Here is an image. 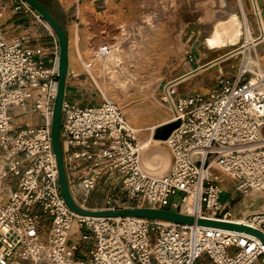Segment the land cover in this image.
Segmentation results:
<instances>
[{
    "label": "built area",
    "instance_id": "2783aa9c",
    "mask_svg": "<svg viewBox=\"0 0 264 264\" xmlns=\"http://www.w3.org/2000/svg\"><path fill=\"white\" fill-rule=\"evenodd\" d=\"M251 2L257 15V1ZM2 12L0 7V264H196L203 256L215 264H264L263 242L244 232L73 212L61 191L52 138L58 39L51 32L49 52L30 44L29 34L7 40ZM109 53L104 45L97 56ZM248 64L243 59L236 79L221 77L210 97L174 96L176 86H165L163 99L172 112L167 123L180 125L169 136L172 164L161 176L141 166L137 130L118 103L105 99L82 107L64 99L61 139L76 203L82 206L78 199L85 202L103 176L117 175L119 191L129 201L110 194L106 209L147 206L184 213L183 205L193 195L197 215L192 216L235 222L221 200L224 179L216 170L235 178L234 191L243 196L264 192V68L259 62L253 69ZM28 103L39 121L15 130L12 110ZM70 174L79 178L75 192ZM179 192L180 204L171 203ZM251 215L239 223L264 232V209ZM43 216L51 224L46 240L40 236ZM75 222L86 230L83 239L91 245L85 261L78 258L80 244L70 240Z\"/></svg>",
    "mask_w": 264,
    "mask_h": 264
},
{
    "label": "rangeland",
    "instance_id": "374dc122",
    "mask_svg": "<svg viewBox=\"0 0 264 264\" xmlns=\"http://www.w3.org/2000/svg\"><path fill=\"white\" fill-rule=\"evenodd\" d=\"M16 1L17 4L22 6L19 11L27 12L25 17H30L25 19V27L26 29L31 28V40L36 44L38 42L41 46L50 47V42L53 40L51 32L58 39L56 32L34 7L28 4L33 11L32 13L22 3V1L25 2L24 0ZM137 1L140 4L141 14L134 25L123 27L113 23L102 24L100 33L97 34L91 46L92 58L95 63L92 65L93 73L90 68L87 71L96 76V78L93 76L92 83L95 88L94 92H96L97 105L105 99L118 103L130 124L136 130L143 129L141 132L137 130L139 147L147 143H149V147H152L154 138L151 135L152 131L148 128L157 123L159 116L165 113L170 117L172 115L169 105L163 99L167 82L178 75H180V78L188 75L180 80V85L176 87L177 90L174 96L180 94L181 97L199 93L204 97H210L213 90L219 89L221 77L227 76L236 79L243 59L251 60L249 56H252L254 60L249 62L248 67L253 69L254 64L260 61L259 63L264 68V1L257 0L262 10V13L259 11L257 15L254 13L251 0H241V2L240 0H217V5L214 4L216 6L209 4L208 8L202 6L201 2L210 0ZM228 3L234 6V14L242 23L245 24V21H248L251 41L246 45L249 39L246 31H244L236 45L212 47L208 43V39L216 26V21L214 20L208 24L204 23L206 12L211 9L214 12V17L218 19L225 12V6ZM241 5L244 6V10ZM16 13V15L19 14L18 10ZM10 15L11 18L14 17V13ZM36 15H39L42 21H39ZM1 21H4L3 27H6L13 20L4 17V20L1 19ZM177 26H180V29L178 34L174 35L176 30L174 28ZM14 29L15 27L10 30L13 31ZM261 31L262 37H260ZM32 43L31 41L30 44ZM242 44H244V47L233 55L218 59ZM104 45L109 46V55L97 56L98 49ZM249 46L254 48L253 55H249L248 50L243 52ZM45 66L49 67L51 64L47 63ZM247 78H249V75L242 81ZM15 112L17 114L14 115ZM11 116L12 126L15 130L19 126L34 125L39 121L31 103L16 106L13 108ZM157 128L154 130V136L164 139L166 132L158 131ZM160 142L161 149H164L163 151L168 156L166 165L159 166L158 164L147 163L142 159L143 149L140 150L142 165L150 174L155 176L165 174L171 164L169 144L164 143V141ZM1 156L2 152H0ZM216 172L224 178L223 182H220L222 188L231 189L236 179L226 178L228 174L219 169ZM78 179L76 175L70 174L71 186L74 192L77 190ZM99 182L98 187L89 198L85 202L78 199L79 203L90 210L100 211L111 210L106 209L109 205L105 201L110 194L120 196L122 202L129 201L128 197L122 195L119 191L121 179L117 175L113 177L103 176ZM239 195L241 196V194ZM181 197L182 194L179 192L171 197L170 202L180 204ZM246 197L248 198L244 200L243 198ZM239 198L243 199L242 204H239L237 208H234V206L228 208L233 219H244L248 215L253 217V215L247 214V208L244 207L246 203L251 207V211H261L264 208L263 196L242 195ZM224 199L225 197L222 194V202ZM133 205L136 207L138 204L134 202ZM171 210L176 211L177 208H171ZM47 219L43 216L40 224V236L44 240L47 239L51 227L50 220ZM85 232L86 230L79 229L78 223L75 222L70 234V240L80 244L78 258L81 261L89 258L91 248V245L83 239ZM152 238H154L153 234ZM151 242L153 241L151 240ZM196 264L215 263L210 258L203 256Z\"/></svg>",
    "mask_w": 264,
    "mask_h": 264
},
{
    "label": "crops",
    "instance_id": "0c3cea01",
    "mask_svg": "<svg viewBox=\"0 0 264 264\" xmlns=\"http://www.w3.org/2000/svg\"><path fill=\"white\" fill-rule=\"evenodd\" d=\"M40 2L47 8V10L52 14V16L68 34L69 66L66 82L65 100L71 103H76L82 107L97 106V102L95 100L96 92H94L95 88L92 83L93 76L95 78L96 76L94 74H90L87 71L88 68H90L93 73L92 65L95 64L92 58V42L95 40L97 34L100 33V28L104 23H113L123 27H130L134 25L137 19L140 18L141 14L139 2L137 0H40ZM215 3L217 5V0L201 2V4H203L202 6L206 8L209 7V4L216 6L214 5ZM228 6H232L234 8V6L229 3L225 6V8ZM0 7L3 11L1 19L4 20V17H7L8 20H13L9 25L4 27L5 37L7 40H12L24 34H29L31 36V28L26 29L25 27V19H29L30 17H25L27 15V12L24 13L19 11L20 9H22V6L17 4L16 0H0ZM258 8V12H261L259 5ZM15 10H18V15H16L17 13ZM209 10L211 11V9ZM211 12L214 13L213 11ZM11 13H14L13 18H11ZM216 19L217 17L214 18V20ZM1 23L4 25V21H1ZM14 27L15 29L11 31L10 29ZM174 29H176L174 31V35L178 34L180 26H177ZM31 41L33 42V45L47 52L51 50L53 43L52 40L50 42V47H44L41 46L38 42L36 44L33 40ZM89 64H91V67H88ZM170 83H173V85L176 87L179 86L180 75L167 82L166 85ZM15 114H17V112H15L14 115ZM169 119L170 115H168L167 113L159 116L156 121L157 123L148 128L150 131H152L151 135H153L155 128L166 124ZM140 130L142 131L143 129L140 128ZM226 178L234 180L229 175H227ZM231 189H224V192L222 194L224 195L225 199L223 202L229 205V207L234 206V208H237L239 204H242V200H245L248 197L243 199L239 198L242 197V195L240 196L234 191L233 185ZM231 203H233V205H231Z\"/></svg>",
    "mask_w": 264,
    "mask_h": 264
},
{
    "label": "water",
    "instance_id": "95a60500",
    "mask_svg": "<svg viewBox=\"0 0 264 264\" xmlns=\"http://www.w3.org/2000/svg\"><path fill=\"white\" fill-rule=\"evenodd\" d=\"M27 4L34 7L41 16L47 21L51 28L56 32L58 36L60 53H59V79L58 89L55 99V105L52 118V138L53 147L56 154L58 170H59V182L62 194L70 207V209L82 216H96V217H140L151 220L179 223L185 225L198 224L207 227H217L222 229L234 230L252 234L259 238L264 244V232L259 228L232 221H221L215 219H208L202 217H195L192 215L182 213L179 208L176 211L170 209H157V208H124L122 210H90L84 208L76 203L74 200L68 183V177L64 162L63 144L61 139V122L63 115V104L65 99L66 82L68 76L69 66V38L64 28L57 22L47 8L38 0H24ZM240 47L226 53L225 55H231L232 52L239 50ZM226 56V57H227ZM220 57L218 59H222ZM180 125L179 121L166 123L158 128H161V132H166L163 137L168 138L171 133ZM157 128V129H158ZM157 135V134H156Z\"/></svg>",
    "mask_w": 264,
    "mask_h": 264
},
{
    "label": "bare ground",
    "instance_id": "6f19581e",
    "mask_svg": "<svg viewBox=\"0 0 264 264\" xmlns=\"http://www.w3.org/2000/svg\"><path fill=\"white\" fill-rule=\"evenodd\" d=\"M242 9L244 10V6H242ZM258 10L259 9H257V12H258ZM214 18H215L214 14L208 10L206 12L204 22L210 23V22L214 21ZM215 21H216V26L212 30L210 38L208 39V43L212 47L234 46L239 42L241 35L244 31H246L247 38L249 39L246 42V45H248L250 43V41H251L250 36H249L250 31H249V27H248L249 23H248V21H245V24L242 23V21H240V19L234 14V8L232 6L226 7L225 12ZM244 27H246L245 28L246 30L244 29ZM239 50H237V51H239ZM246 50L249 51V55L254 54V53H252L254 51V48H252L251 46L246 47L243 50V52H245ZM237 51L232 52L231 55H233ZM231 55H228V56L224 55L223 58H226V56L229 57ZM249 59H251V60L247 59L249 62L254 60V58H252V56H249ZM88 67H91V64H89ZM86 70H87V68H86ZM187 76L188 75L183 76L182 78H180V80L186 78ZM137 130L139 132H141L140 129H137ZM153 138H154V144L152 145V147H149V143L144 144V145L139 147V142H138L139 159H140V164L143 168H144V166L142 165L141 155H140V150H142V149H143L142 159L144 161H147V163L158 164L159 166L160 165L163 166V165H166L168 163V156L166 155V152L163 151L164 149H161V147H160L161 142L160 141H164V143L169 144V137L165 138V139H159V138H156L154 136V132H153ZM143 146H145V147H143ZM150 164H148V165H150ZM171 164H172V154H171ZM171 164L169 166V169L171 167ZM144 165H146V164H144ZM249 195H256V196H263L264 197V192H262V191L261 192H252ZM81 205L83 207L87 208L85 205H83V204H81ZM244 207L247 208V210H246L248 212L247 214H257L258 212L263 211V210L251 211V207L247 203L244 205ZM196 209H197V204L195 207L194 196L193 195L188 196L186 199V202L183 205V212L186 214H191V215L195 214V216H196L197 215ZM130 218H133V217H130ZM233 220H235V222H242L241 220H243V219H233ZM162 222H165V221H162ZM250 235H252V234H250ZM252 236H254V235H252Z\"/></svg>",
    "mask_w": 264,
    "mask_h": 264
},
{
    "label": "trees",
    "instance_id": "16d2710c",
    "mask_svg": "<svg viewBox=\"0 0 264 264\" xmlns=\"http://www.w3.org/2000/svg\"><path fill=\"white\" fill-rule=\"evenodd\" d=\"M161 130V128H158V131H160Z\"/></svg>",
    "mask_w": 264,
    "mask_h": 264
}]
</instances>
